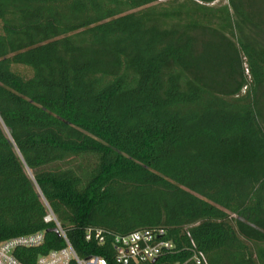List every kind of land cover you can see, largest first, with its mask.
<instances>
[{
  "label": "trees",
  "instance_id": "16d2710c",
  "mask_svg": "<svg viewBox=\"0 0 264 264\" xmlns=\"http://www.w3.org/2000/svg\"><path fill=\"white\" fill-rule=\"evenodd\" d=\"M218 1L0 0V243L44 233L22 264L156 229V264H264V0Z\"/></svg>",
  "mask_w": 264,
  "mask_h": 264
},
{
  "label": "built area",
  "instance_id": "2783aa9c",
  "mask_svg": "<svg viewBox=\"0 0 264 264\" xmlns=\"http://www.w3.org/2000/svg\"><path fill=\"white\" fill-rule=\"evenodd\" d=\"M52 220L56 222L53 216L46 219L47 222ZM57 226L59 227L58 224ZM60 234L65 242V247L39 256L34 264H110L102 255L81 257L61 230ZM167 236L168 232L165 229L142 230L127 236H115L112 247L116 263L156 264L164 253L174 250V242ZM85 240L89 244L102 246L105 243V233L100 229H87ZM43 243V232L2 242L0 243V264H22L16 258L15 252L19 249L39 248ZM194 261L196 264H201L203 257L195 255Z\"/></svg>",
  "mask_w": 264,
  "mask_h": 264
},
{
  "label": "rangeland",
  "instance_id": "374dc122",
  "mask_svg": "<svg viewBox=\"0 0 264 264\" xmlns=\"http://www.w3.org/2000/svg\"><path fill=\"white\" fill-rule=\"evenodd\" d=\"M226 2H227V0H219L218 1V3H223V4L226 3Z\"/></svg>",
  "mask_w": 264,
  "mask_h": 264
},
{
  "label": "water",
  "instance_id": "95a60500",
  "mask_svg": "<svg viewBox=\"0 0 264 264\" xmlns=\"http://www.w3.org/2000/svg\"><path fill=\"white\" fill-rule=\"evenodd\" d=\"M57 232H59L58 230H56Z\"/></svg>",
  "mask_w": 264,
  "mask_h": 264
}]
</instances>
